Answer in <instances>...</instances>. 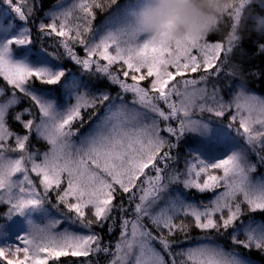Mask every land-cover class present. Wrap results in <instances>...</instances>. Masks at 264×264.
Segmentation results:
<instances>
[{
  "label": "snow or ice",
  "instance_id": "snow-or-ice-1",
  "mask_svg": "<svg viewBox=\"0 0 264 264\" xmlns=\"http://www.w3.org/2000/svg\"><path fill=\"white\" fill-rule=\"evenodd\" d=\"M7 3L11 5L12 0ZM111 5L116 8L105 21L98 40L86 39L93 32L96 18L93 8L103 11ZM120 9L117 0L103 3L79 0L54 14L51 23L40 25L42 32L61 38L62 47L76 64L86 71L94 69L118 86L119 104L107 91L93 95L78 92L76 102L61 110L37 95L29 82L35 79L46 86L56 85L65 73L50 68L32 69L10 59L14 46L31 43L27 30L19 38L0 45V76L14 90L28 97L39 113L37 117L31 109H24L12 114L13 120L25 129V134L20 135L14 133L7 122L10 110L19 103L16 92L13 91L7 101L0 102V204L8 206L4 218L42 208L49 192L56 189L58 210L62 204L67 210L64 214L67 219L90 230L89 234L57 231L60 219L43 226L32 224L28 234L19 237L18 244L0 247V264H49L53 258L90 257L100 253L111 255L108 264H129L133 250L136 251L135 264H250L234 251L225 252L218 245H201L175 254L171 250L175 243L172 238L194 226L202 232L219 235L233 229V245L264 252V223H249L243 229L245 239L238 238L237 222L245 215V206L249 213H264V181L252 179L250 173L255 172L256 167L249 163L244 150H230V154L212 163L197 156L183 174L169 164L174 159L170 150L176 146L169 137L179 140L186 133L207 131V124L195 118L197 110L208 111L219 118L234 106L236 113L231 119L238 118V132L242 130L248 148L253 152L257 145L264 148V99L245 91L242 67L230 60L237 44L227 37L215 42H210L208 37L184 42L139 40L120 27ZM13 11L19 19H27L20 7H13ZM259 15H264V0H239L238 6L227 16L230 32L238 22H243L246 30L255 32L252 25ZM256 34L264 36V32ZM230 39L235 41L237 37ZM77 43L85 50L83 58L73 51L72 45ZM257 49L264 54V43H258ZM115 65L119 67L114 71ZM226 65L230 66L226 69ZM198 72L204 75L186 78L187 74ZM222 72L230 80H239L230 101L219 95L216 86L211 91L200 87L206 85L213 74L219 78ZM177 77L182 79L177 80ZM145 80L148 81L146 86L142 84ZM68 87L75 91L80 84L73 81ZM127 94H131V106L124 102ZM173 96L178 99L174 101ZM97 105L106 106L104 118L77 142L73 137L79 131L76 122L82 121V110ZM26 115L28 119H24ZM172 120L178 122V128L167 123ZM161 122H165L163 128ZM33 132L47 144L43 152L28 150ZM10 140H14V146L9 144ZM9 151L20 155L11 158L6 155ZM260 159L264 160V156ZM30 172L39 178L43 193ZM17 174H21V178L14 179ZM174 184L199 192L218 188L223 191L200 208L185 202L179 194L167 195ZM117 197L120 200L114 203ZM124 199L132 206V219L127 218L129 209L125 208ZM89 208L91 218L85 212ZM114 210L120 213V239L115 244V252L110 253L109 247L102 245V237L91 229L94 224L103 228L104 222L110 220L108 231H113ZM68 213L74 215L68 216ZM181 216L190 218L191 223L186 220L178 223ZM153 241L160 244L170 259H165ZM177 256L186 259L178 261Z\"/></svg>",
  "mask_w": 264,
  "mask_h": 264
},
{
  "label": "trees",
  "instance_id": "trees-1",
  "mask_svg": "<svg viewBox=\"0 0 264 264\" xmlns=\"http://www.w3.org/2000/svg\"><path fill=\"white\" fill-rule=\"evenodd\" d=\"M60 0H12V4L9 5L7 0H0V8L8 11L9 16L16 22L18 25H25L29 31L31 43L29 49L35 52H42L46 56L47 63L52 65L54 59L50 60L49 57H54V64L57 66L56 60L60 62L61 67L66 70V75L62 79V81L56 85L46 86L41 84L39 81L32 79L29 82L30 88L35 91L39 95H48L51 97V100H54L57 105H61L63 103L64 98L68 95L69 90H71L68 85L77 81L80 84V89L83 92H87L88 95L98 94L102 91H107L112 97L113 101H118V93L119 88L116 85L111 84L106 78L97 74L93 71H85L80 65L76 64L72 59H70L66 53V50L62 47L60 37L53 35H49L47 32H42L40 30V25L43 23L45 14L48 13ZM101 3L104 0H100ZM125 0H117V3L120 6H123ZM13 7H20L21 10L25 13L27 19L21 20L19 19L18 14L13 11ZM116 5H111L110 7L105 8L103 11L100 9L93 8V12L95 13V20L93 21V32L89 34V36L85 37L89 39L92 37L95 30L113 13ZM257 11H260L257 9ZM247 15V13H246ZM230 30V21H228L227 17L225 18V24L222 26V32L219 34L210 35L208 40L210 42L215 41H224L227 32ZM242 39L235 47L234 53L230 56L231 62L238 64L242 67L243 75L245 78V91L264 97V54L258 52L257 44L264 43V36H260L255 32H250L246 30L244 27L241 28L240 32ZM71 43V42H70ZM73 51L79 56L83 58L85 56L84 48L77 44L72 45ZM230 65H226L227 69ZM119 67V65H115L113 70ZM204 75L202 72L191 73L188 74L186 78H192L196 76ZM230 78L226 77L222 72L217 78L215 74L207 81L206 85L201 84V87H207L209 91L212 90L214 86L219 88V95H221L224 99H229L236 88V85L239 83V80H230L231 86H228ZM130 82V81H129ZM143 84H148V81L145 80L142 82ZM0 87L4 88L6 91V95L12 96L13 91L16 92V96H19L20 102L17 106L12 108L7 116V122L10 126V129L17 134L24 135L25 129L19 122H16L12 118V114L14 112H22L24 109H31L34 114L39 115L38 109L35 108L32 101L20 93L18 90H14L7 82L0 76ZM128 100H131V95L127 94L125 97ZM164 107L163 105H161ZM106 113V106L97 105L95 108H85L82 110V121L76 122V127L79 129L77 134L83 135L84 133L90 131L94 125L98 122V120ZM29 117L26 115L24 119H28ZM195 118L204 121L209 128L211 127H219L223 129L229 135H235L239 137V124L235 123L232 118V111H227L223 117H216L214 114L204 111H196ZM167 123H171L174 127H179L177 121L172 120ZM165 122H161V128L164 127ZM211 126V127H210ZM208 129V128H207ZM162 135L167 136L166 133H161ZM171 142L176 146L170 150L171 156L174 158L169 161L171 168H175L180 173H184L189 164L193 163L196 159L194 156L193 148L199 143V139L194 133H186L183 137L177 140L175 137H169ZM10 145L14 146V141L11 140L9 142ZM47 144L40 139H37L36 134L33 132L31 135V139L28 142V150L31 152H36L39 150L43 152L47 149ZM228 145H224V143H219L216 146L212 147L208 150L207 156L208 158H216V156H222L224 151H227ZM167 150V149H166ZM11 154H15L17 157L20 155L19 152H11ZM206 152V151H205ZM262 155L254 154L253 159L257 163L258 171L264 172V160L260 159ZM163 166V165H161ZM167 175V173H165ZM33 181L36 183L38 190L43 193V187L39 183V178L35 177L33 173H29ZM63 187V185H62ZM57 191L53 189L49 192L48 197L46 199L44 208L48 211L54 213L57 217L62 219H67L65 217V213L67 210L64 208L62 204L59 205L58 210V201H57ZM179 194L180 197L187 203L194 202L199 206H206L210 203V201L215 197L216 191H207L205 193H201L194 188L185 189L183 184H174L169 188V192L167 195L175 196ZM120 197H117L118 202ZM125 208L129 209L128 219H132L131 214V205L128 204V201L124 199L123 201ZM7 205H0V229L7 223V219L4 218V214L7 212ZM92 209L89 208L86 210V216L91 218ZM74 214L68 213V216ZM113 215L116 217L115 225L113 231H108V225L112 223V221H105L104 227L101 228L98 225H93L91 232H94L102 237L101 243L104 246H108L110 249V253L115 252V244L120 239V213L114 210ZM180 220H186L189 224L191 223L190 218H185L183 216L179 217L177 222ZM147 224V221H145ZM249 223H264V213L255 212L249 213L246 210L245 206V215L241 217V219L237 222L238 229V238L243 240L245 239L244 227ZM78 225V224H76ZM79 226V225H78ZM149 229L153 231L154 234L155 229L151 227L150 224L147 225ZM82 228V227H81ZM83 232L89 234V229L82 228ZM233 229H229L228 233L223 235H219L215 232L205 233L201 230L195 228L194 226H190L186 233H180L172 239L175 240V243L172 245V252L178 253L184 250H188L191 248H195L204 244H212L214 246H221L227 252H235L240 257L245 258L255 264H264V252L258 251L256 249H244L240 246L233 245L231 242V233H233ZM19 242L14 238V236H10L8 240L3 242V246L8 245H16ZM154 247L161 251L162 254L165 255V259L168 260L170 257L166 253H163V249L157 241H153ZM177 260L186 259V257L177 256ZM111 259V255H105L103 253L92 255L90 257H73V256H65L60 257L58 259L53 258L49 261V264H108V261ZM188 264H192V262H188Z\"/></svg>",
  "mask_w": 264,
  "mask_h": 264
},
{
  "label": "rangeland",
  "instance_id": "rangeland-1",
  "mask_svg": "<svg viewBox=\"0 0 264 264\" xmlns=\"http://www.w3.org/2000/svg\"><path fill=\"white\" fill-rule=\"evenodd\" d=\"M74 3H79V0H60V2H58L48 13L45 14L43 24L47 25V24L51 23L54 14L59 13L68 7H71ZM105 21L95 30V32L93 33L90 40H92L93 38L98 40L99 35L103 31V25H104ZM57 24H59V21H57ZM25 30H27V34L29 35V31L25 25L16 24V22L9 16L8 11L0 8V45L4 44L9 39L19 38L21 33H24ZM29 37H30V35H29ZM29 47H30V44L26 45V46H19V47L14 46L11 50V53H10V59L14 63L15 62L24 63L32 69L50 68L54 71H63L66 75V70H64L61 67L60 62L58 60H56V63H57V66H56L54 64L55 58L49 57L50 60L54 59L52 65H50L49 63H47L46 56L44 53H42V52H35L34 53L33 51H31L29 49ZM110 51H113V49H110ZM193 54H196L195 51ZM101 63H103V61H101ZM189 74H191V73H189ZM180 79H182V78L177 77V80H180ZM175 82L176 81H173V83H175ZM143 85L146 86V84H143ZM0 91L3 92V95H0V102L7 101L9 98H11V96L6 95V91L4 88L0 87ZM78 92H83V91L80 88L78 90H75V91L73 89L69 90L68 95L64 98L63 103L61 105H57L54 100L47 98V97H51V96H48V95L44 96L42 94L40 96H42L45 99H47L48 101H50L51 103L56 105L61 110H65L68 107H71L76 102L75 95L78 94ZM248 94H250V93H248ZM37 95H39V94H37ZM250 95H253V96L258 97L260 99H264V97H261L258 95H254V94H250ZM125 97H127V95ZM125 97H124V102L128 103L131 106V104H130L131 100H128ZM232 97H233V95L228 100L224 99L223 97L222 98L225 101H230L232 99ZM18 98H19V96H18ZM177 99L178 98L173 96L174 101ZM19 102H20V99H19ZM114 102L116 104L121 103L120 100L114 101ZM208 103L211 104V101H208ZM18 104L14 105L13 108L15 106H17ZM136 107H138V106H136ZM141 111H143V110H141ZM229 111H232V116H233V114L236 113V109L234 106ZM105 114L106 113H104V115L98 120V122L104 118ZM234 122L239 124L238 118ZM97 123H96V125H97ZM96 125H94V127ZM94 127L91 130H93ZM207 128L208 129L204 134H201L199 131L194 133L197 135V137L199 139V143H197L193 148L195 159H197V156H199L201 159L205 160L206 162L212 163L216 159L224 157L225 154H230V150H241L242 149L247 153L249 163L255 165V167H256V171L250 173L252 179L256 180V181H264V172L258 171L257 163L253 159V156L256 153H261L262 155H264V148H261L259 145H257L255 152H253L251 149H249L245 143L244 138H243L242 130H241V132H239L240 133L239 137H237L235 135H232V136L229 135L228 133H226L223 129H221L219 127L209 128L207 126ZM90 131L84 133L83 135L77 134V136L73 137V139L76 140L77 142H79V139L81 137L85 136L86 134L90 133ZM219 143H222V144L224 143V145H228L227 151H224V153H222V156H216V158H208L207 152L212 147V144L214 147ZM6 155L11 157V158H17V156L15 154H11L10 152H7ZM29 167H30V165H29ZM34 176H35V174H34ZM19 178H21V174H17V176L14 177V179H19ZM202 180H203V177H201V181ZM215 191H216V195H217L219 192L223 191V188H218ZM201 193H205V192H201ZM189 204H192L194 206H198L200 208L204 207V206L203 207L199 206L194 202H191ZM86 210L87 209H85V212H86ZM6 219H7V223L4 226H2L0 229V247L3 246V242L8 240V238L11 235L14 236V238H16V240L19 242V237L27 235L32 224H38V225L43 226L44 224L48 223L49 221H54V220H58V219H60L62 222L58 226V228L56 229L57 231L68 230L70 232H75L78 234H86L85 232H83V230L80 226L73 224L72 222H70L68 220L57 217L54 213H52L51 211H48L46 208H44V206L40 209L25 210V212L22 215H20V214L14 215L11 218H6ZM253 224H260V223H253ZM204 245H212V244L209 243V244H204ZM225 252H227V251H225ZM135 256H136V251L133 250V253L129 257V264H135ZM249 262H250V264H255L251 261H249Z\"/></svg>",
  "mask_w": 264,
  "mask_h": 264
},
{
  "label": "clouds",
  "instance_id": "clouds-1",
  "mask_svg": "<svg viewBox=\"0 0 264 264\" xmlns=\"http://www.w3.org/2000/svg\"><path fill=\"white\" fill-rule=\"evenodd\" d=\"M239 0H125L120 9V27L139 40L166 39L184 42L190 38H207L222 32L225 18ZM243 22L227 32L231 43L238 44ZM256 33L264 32V15L255 17ZM236 36L235 41L230 37Z\"/></svg>",
  "mask_w": 264,
  "mask_h": 264
}]
</instances>
